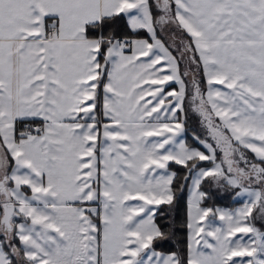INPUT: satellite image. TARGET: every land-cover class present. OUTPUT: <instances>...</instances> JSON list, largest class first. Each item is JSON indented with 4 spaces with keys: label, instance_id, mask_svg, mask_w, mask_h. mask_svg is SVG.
Returning a JSON list of instances; mask_svg holds the SVG:
<instances>
[{
    "label": "snow or ice",
    "instance_id": "1",
    "mask_svg": "<svg viewBox=\"0 0 264 264\" xmlns=\"http://www.w3.org/2000/svg\"><path fill=\"white\" fill-rule=\"evenodd\" d=\"M257 221L264 0H0V264H264Z\"/></svg>",
    "mask_w": 264,
    "mask_h": 264
},
{
    "label": "trees",
    "instance_id": "2",
    "mask_svg": "<svg viewBox=\"0 0 264 264\" xmlns=\"http://www.w3.org/2000/svg\"><path fill=\"white\" fill-rule=\"evenodd\" d=\"M190 121H192V118L190 117ZM194 118V117H193ZM193 130L198 132L194 127L190 126L189 120H188V132L186 135L187 141L189 144L195 147H199V145H196L192 141V134ZM251 155V154H250ZM207 164V162H204ZM170 169L173 171H177L180 176L184 175V170L180 169L179 166L175 164H171ZM180 182L177 181L174 190L177 191V199L176 203L172 208H168V206H163V211L166 213L164 218L158 219V223L165 225V230H167L168 224L166 222H174L175 223V236L174 238L168 240V241H157L155 244L156 250L159 251H173V250H183L185 246L186 241V195H187V186L184 187L183 191H179ZM203 190H207L209 193V198L204 201L205 203H208L210 206L213 205V203H223L226 205H232L236 201L231 199L230 195L222 194L219 189H217L214 185V189H206L205 185L203 184ZM217 190V191H216Z\"/></svg>",
    "mask_w": 264,
    "mask_h": 264
},
{
    "label": "rangeland",
    "instance_id": "3",
    "mask_svg": "<svg viewBox=\"0 0 264 264\" xmlns=\"http://www.w3.org/2000/svg\"><path fill=\"white\" fill-rule=\"evenodd\" d=\"M189 115L192 118V121H190V118H189L190 126L194 127L198 131V133L201 132L199 117L197 115H195L194 113H192L191 111H189ZM199 148H200V150H204L202 146H199ZM202 166H210V165L204 163V164H202ZM190 183H191V181H189V184ZM204 185H205L206 189H210V190L214 189V184L212 182H205ZM205 191H207V190H205ZM188 196H189V189L187 187V197ZM231 199H232V197H231ZM203 206L210 207V205L208 203H205V202H203ZM240 206H242V200H237L235 203H233L230 206L223 204V203H213V205H212L213 208L220 207V208H225V209H235V208H238ZM186 215H187V206H186ZM256 223H257V226L259 227L264 222L257 221ZM165 252H169V251H165Z\"/></svg>",
    "mask_w": 264,
    "mask_h": 264
},
{
    "label": "crops",
    "instance_id": "4",
    "mask_svg": "<svg viewBox=\"0 0 264 264\" xmlns=\"http://www.w3.org/2000/svg\"><path fill=\"white\" fill-rule=\"evenodd\" d=\"M172 87L174 88V87H177V86L173 83V84H172ZM168 90L170 91L171 88H169ZM170 170H171V169H170ZM187 200H188V197H187V195H186V206H187ZM210 207H212V206H210ZM186 235H187V230H186ZM157 251H159V250H157ZM160 252L168 253V252H165V251H160Z\"/></svg>",
    "mask_w": 264,
    "mask_h": 264
}]
</instances>
